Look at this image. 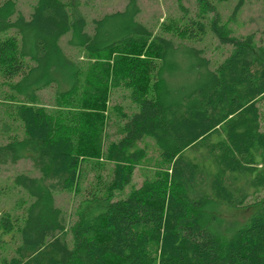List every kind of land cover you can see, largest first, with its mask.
I'll return each instance as SVG.
<instances>
[{"label": "trees", "instance_id": "obj_1", "mask_svg": "<svg viewBox=\"0 0 264 264\" xmlns=\"http://www.w3.org/2000/svg\"><path fill=\"white\" fill-rule=\"evenodd\" d=\"M73 2L37 0L28 17L0 3V76L23 126L0 143V167L27 159L33 169L13 185L30 203L0 212V264H264V198L246 204L264 189V40L233 34L216 4L194 0L172 30L188 42L214 33L231 47L215 63L151 33L138 0L93 19L91 32ZM67 32L81 60L62 51ZM44 88L52 101L41 104ZM148 142L167 166L113 199ZM94 159L112 166L106 193L92 192L68 229L53 197L77 189Z\"/></svg>", "mask_w": 264, "mask_h": 264}, {"label": "rangeland", "instance_id": "obj_2", "mask_svg": "<svg viewBox=\"0 0 264 264\" xmlns=\"http://www.w3.org/2000/svg\"><path fill=\"white\" fill-rule=\"evenodd\" d=\"M4 0H0V3ZM14 2V11L12 17L17 13H21L24 17H28L31 13V7L37 0H12ZM217 6L219 17L221 21L227 22L228 29L232 30L235 35L244 36L250 32H254L256 38L264 40V0H244L241 10L233 14V8L236 0H211ZM128 0H74L69 5V9L77 16L81 15L86 23V30H92V21L106 13L122 10ZM140 13L137 19L145 24L151 33L159 36H164L173 39L174 42H185L193 46L199 47L204 50L205 56L215 61H221L223 57L229 53L231 47L228 44H220L218 38L214 33L207 30L203 36L194 41H186L182 36H178L172 29L176 25H182L183 13H195L197 5L194 0H138ZM178 23V24H177ZM167 25L170 29L166 30ZM71 32V31H70ZM70 32L62 35L59 40V45L62 51L71 58L81 60L82 50H78L77 46H72L68 43ZM14 34V30L4 33L3 36L10 37ZM16 81L13 78V82ZM39 93V103H50L53 93L50 89H41ZM14 96L8 83L2 80L0 76V143L6 142L11 135L22 136V122L16 117L15 103L16 100L12 99ZM115 97L111 99L114 100ZM120 100V98L118 99ZM120 102L128 104L124 98ZM127 102V103H126ZM109 108L112 103H109ZM261 114L260 125L264 129V100L259 105ZM113 120V117L111 118ZM119 138V136H114ZM149 143V142H148ZM138 143L137 145H141ZM158 150L154 144L149 143L146 152V158L140 162V165L133 167L131 179L128 181L127 186L122 191L116 192L113 199L127 195L132 188H140L144 180H153L155 172L160 171L167 166L164 160L158 156ZM112 166L100 159L98 161L87 160L81 171L83 179L78 184V188L73 192L62 191L55 193L53 201L57 208L61 209V214L65 219V227L69 229V225L73 224L77 214L76 211L82 206L86 205L89 195L94 192L97 197L103 196L106 193L105 182L109 178V170ZM32 167L27 159H20L17 164H6L0 167V212L9 210L14 204H18L19 200L26 206L30 203L28 194L20 187H14V177L17 173L23 172L31 174ZM264 198V189L258 192H251L250 198L246 201L247 205L255 202L256 200ZM251 209L244 211L228 212L227 217L237 221L243 220L248 217ZM70 232H67V238L70 237Z\"/></svg>", "mask_w": 264, "mask_h": 264}]
</instances>
